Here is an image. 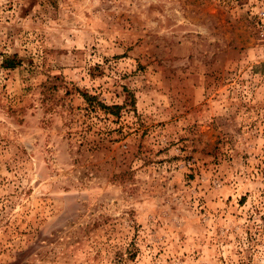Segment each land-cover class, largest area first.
<instances>
[{
  "label": "rangeland",
  "instance_id": "rangeland-1",
  "mask_svg": "<svg viewBox=\"0 0 264 264\" xmlns=\"http://www.w3.org/2000/svg\"><path fill=\"white\" fill-rule=\"evenodd\" d=\"M252 3L0 0V264H264Z\"/></svg>",
  "mask_w": 264,
  "mask_h": 264
},
{
  "label": "built area",
  "instance_id": "built-area-1",
  "mask_svg": "<svg viewBox=\"0 0 264 264\" xmlns=\"http://www.w3.org/2000/svg\"><path fill=\"white\" fill-rule=\"evenodd\" d=\"M251 14L255 18L258 34L264 41V0H253Z\"/></svg>",
  "mask_w": 264,
  "mask_h": 264
},
{
  "label": "trees",
  "instance_id": "trees-1",
  "mask_svg": "<svg viewBox=\"0 0 264 264\" xmlns=\"http://www.w3.org/2000/svg\"><path fill=\"white\" fill-rule=\"evenodd\" d=\"M87 100H94V98H92V99H89V98H87ZM106 108V107H105ZM107 109H111V110H117L118 109V107L117 106H115V107H107ZM116 114V113H115Z\"/></svg>",
  "mask_w": 264,
  "mask_h": 264
}]
</instances>
